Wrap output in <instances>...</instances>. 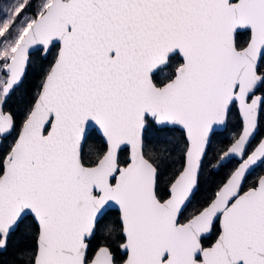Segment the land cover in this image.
I'll return each instance as SVG.
<instances>
[{
    "label": "snow or ice",
    "instance_id": "obj_1",
    "mask_svg": "<svg viewBox=\"0 0 264 264\" xmlns=\"http://www.w3.org/2000/svg\"><path fill=\"white\" fill-rule=\"evenodd\" d=\"M0 264H264V0L0 3Z\"/></svg>",
    "mask_w": 264,
    "mask_h": 264
},
{
    "label": "rangeland",
    "instance_id": "obj_2",
    "mask_svg": "<svg viewBox=\"0 0 264 264\" xmlns=\"http://www.w3.org/2000/svg\"><path fill=\"white\" fill-rule=\"evenodd\" d=\"M4 2V0H0V3H3Z\"/></svg>",
    "mask_w": 264,
    "mask_h": 264
}]
</instances>
